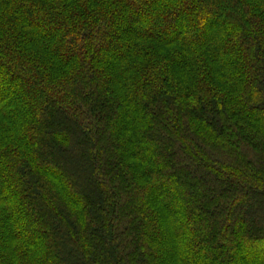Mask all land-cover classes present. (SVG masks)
Here are the masks:
<instances>
[{"label": "trees", "instance_id": "trees-1", "mask_svg": "<svg viewBox=\"0 0 264 264\" xmlns=\"http://www.w3.org/2000/svg\"><path fill=\"white\" fill-rule=\"evenodd\" d=\"M0 264H264V0H0Z\"/></svg>", "mask_w": 264, "mask_h": 264}]
</instances>
